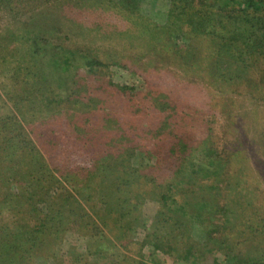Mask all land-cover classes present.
<instances>
[{
	"label": "rangeland",
	"instance_id": "1",
	"mask_svg": "<svg viewBox=\"0 0 264 264\" xmlns=\"http://www.w3.org/2000/svg\"><path fill=\"white\" fill-rule=\"evenodd\" d=\"M172 8L171 0H0V167L13 169L16 175L32 173L20 168L36 160L43 163L47 175H86L100 159L99 151L104 156L112 143L101 137L104 125H97V135H87L85 131L91 130L88 118L81 117L87 120L86 125L77 123L71 106L74 92L96 110L92 111L94 123L98 115L112 121L108 130L115 120L127 121L134 114L141 123H155L153 108L144 115L126 103L152 89L176 101L173 108L186 115V124L200 122L193 132L195 138H208L225 167V174L213 182H194L202 186L205 197H211L214 211L209 209L206 217L214 218L211 225L218 233L210 227L209 234L205 226L194 223L197 207L192 208L191 190L184 191L192 204L186 211L175 206L173 212L166 213L145 195L128 249L117 247L124 255L116 254L108 244L104 246L107 255H93L95 239L68 233L62 244L50 251V258L46 254L33 264H70L77 261L69 255L74 248L86 264H226L227 255L230 260L238 254L249 261L244 264H264V50L261 55L247 56L249 66L239 73L240 86L217 78L211 69V37L204 43L197 41V55L186 64L171 48L173 42L184 47L185 41H168V51L166 35H155V28L177 21L171 18ZM65 50L74 54L68 56L73 64L69 74L61 73L59 63H54ZM183 53L187 55V48ZM90 60L103 66L87 72L84 64ZM189 130L187 126L186 132ZM32 150L36 154L30 156ZM140 163L137 156L130 165L137 168ZM236 179L248 201L233 208L228 204L234 198L227 187ZM24 180L31 182L32 177ZM227 205L233 210L231 216L238 214V207H246L247 216L259 220L248 225L247 242L241 236L233 241L226 236ZM26 211L22 208L20 216L3 221L7 235L16 233L19 223L35 225L36 218L27 222ZM164 215L171 216L172 223L179 221V231L170 236L156 233L153 225ZM108 227L112 233L106 229V234L115 242L121 231L113 223Z\"/></svg>",
	"mask_w": 264,
	"mask_h": 264
},
{
	"label": "trees",
	"instance_id": "2",
	"mask_svg": "<svg viewBox=\"0 0 264 264\" xmlns=\"http://www.w3.org/2000/svg\"><path fill=\"white\" fill-rule=\"evenodd\" d=\"M171 5V18L176 17L177 21H170L169 26L163 29L155 28L156 37L166 35L167 47L166 44L164 47L169 51L168 45L171 47V44L168 41H185L186 46L179 47L173 42L171 48L175 56L190 64L192 56L197 55L194 51L197 41L204 43L207 37H211L213 47L210 46L209 59H212L211 69L217 78L238 82L239 86L243 84L239 73L246 71L249 66L246 64L249 60L247 56L264 53L260 52L264 50V0H171ZM118 8H124V5ZM185 48L187 55L183 53ZM69 55L74 54L65 50L59 53L54 62L59 63L61 73L69 74L73 66ZM84 66L88 72L95 71L103 64L90 60ZM119 88L121 91L128 90L126 87ZM135 99L137 96L128 98V108L132 105L134 111L144 115L153 108L155 123H141L134 114L127 121L115 120L114 126L107 130V124L112 121L98 115L100 118L94 123L92 111L96 110L86 104V98L74 92L71 106L77 114V123L86 125L87 120L81 117L88 118L91 130L85 131L87 135H97V125H104L106 131L101 137L106 136L105 140L110 138L112 143V147L109 145L110 151L104 156L99 151L100 159L86 175L57 178L47 175L43 163L36 160L20 168L22 171L30 169L32 173L25 171L24 174L16 175L13 169L0 167V264H33L39 258L45 259L46 254L50 258V251L60 246L68 233L95 239L97 248L90 251L93 255H107L108 251L104 248L107 244L115 249L116 254L124 255L122 249H128V240L139 225V209L146 199L143 196L153 199L166 213L173 212L175 206L186 211L192 205L187 200L186 189L194 194L192 208L197 207L194 223L205 226L209 234L210 227L214 234L218 233L211 225L214 218L206 217L208 210L214 209L211 197H205L202 186L194 183L197 180L213 182L212 179L225 174L223 163H219L221 156L217 148L209 143L208 138H195L196 125L200 122L191 126L186 124V115L175 112L173 103L176 101L168 95L152 89L147 95L140 93L139 98ZM147 99H151L150 104L144 102ZM140 118L143 117L140 115ZM187 126L190 129L188 133ZM151 133H154L153 138L144 139ZM223 153L228 154L226 150ZM34 154L32 150L30 156ZM137 156L141 163L137 168L132 167L130 163ZM40 174L42 177H35ZM29 176L32 177L31 182L24 180ZM238 179L235 184L229 182L227 187L228 193L234 198L228 202L233 208L248 201L243 190L238 188ZM25 207L27 222L36 218L35 225L30 227L19 223V230L7 235L3 221L20 216L21 209ZM245 208L238 207V214L231 216L233 210L227 205L226 220L229 226L225 232L232 239L230 241L241 236L247 242L248 225L259 221L254 219L255 216H247ZM159 217L162 218L153 225L158 235L170 236L179 231L178 220L172 223L171 216ZM110 223L121 231L117 242L106 234V229H109V234L112 233L108 227ZM234 234L236 237L232 238ZM118 245L124 247L120 250L117 249ZM76 251L75 248L70 250L72 260L74 257L77 260L70 264H86L82 254L78 256ZM110 254L114 256L112 251ZM242 256L234 255L233 260H229L230 256L227 255L226 264L249 263Z\"/></svg>",
	"mask_w": 264,
	"mask_h": 264
}]
</instances>
